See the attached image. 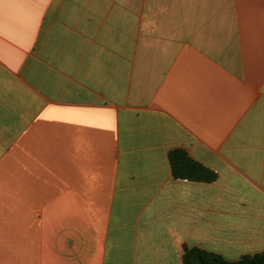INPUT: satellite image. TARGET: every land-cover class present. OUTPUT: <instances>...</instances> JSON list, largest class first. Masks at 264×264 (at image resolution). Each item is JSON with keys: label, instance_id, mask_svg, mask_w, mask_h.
Here are the masks:
<instances>
[{"label": "crops", "instance_id": "crops-1", "mask_svg": "<svg viewBox=\"0 0 264 264\" xmlns=\"http://www.w3.org/2000/svg\"><path fill=\"white\" fill-rule=\"evenodd\" d=\"M194 247L264 251V0H0V264Z\"/></svg>", "mask_w": 264, "mask_h": 264}, {"label": "trees", "instance_id": "trees-1", "mask_svg": "<svg viewBox=\"0 0 264 264\" xmlns=\"http://www.w3.org/2000/svg\"><path fill=\"white\" fill-rule=\"evenodd\" d=\"M169 162L175 179L212 182L217 177L214 172L193 160L182 149L171 151L169 153ZM183 264H264V251L257 254L244 255L237 261H230L221 255L201 248H186Z\"/></svg>", "mask_w": 264, "mask_h": 264}]
</instances>
